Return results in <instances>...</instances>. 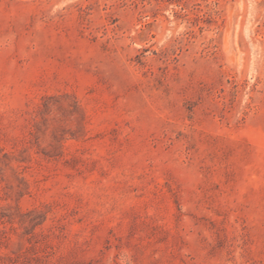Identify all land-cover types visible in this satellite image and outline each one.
Wrapping results in <instances>:
<instances>
[{
    "label": "rangeland",
    "instance_id": "374dc122",
    "mask_svg": "<svg viewBox=\"0 0 264 264\" xmlns=\"http://www.w3.org/2000/svg\"><path fill=\"white\" fill-rule=\"evenodd\" d=\"M0 264H264V0H0Z\"/></svg>",
    "mask_w": 264,
    "mask_h": 264
}]
</instances>
